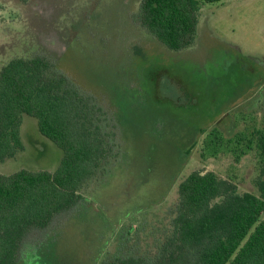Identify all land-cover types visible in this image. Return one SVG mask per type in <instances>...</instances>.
Instances as JSON below:
<instances>
[{
	"label": "rangeland",
	"instance_id": "obj_1",
	"mask_svg": "<svg viewBox=\"0 0 264 264\" xmlns=\"http://www.w3.org/2000/svg\"><path fill=\"white\" fill-rule=\"evenodd\" d=\"M141 1L0 0V67L47 56L101 106L98 116L114 125L102 130L118 142L80 203L27 233L17 264L154 254L170 229L178 183L194 170L257 194L255 146L238 161L230 152L203 157L199 130L217 125L231 136L264 126V0H197L194 42L180 50L141 26ZM20 137L23 148L0 172L57 167L62 151L35 117L22 115Z\"/></svg>",
	"mask_w": 264,
	"mask_h": 264
},
{
	"label": "trees",
	"instance_id": "obj_2",
	"mask_svg": "<svg viewBox=\"0 0 264 264\" xmlns=\"http://www.w3.org/2000/svg\"><path fill=\"white\" fill-rule=\"evenodd\" d=\"M197 22V0L141 1L139 23L172 50L194 42ZM99 113L101 106L45 55L14 57L0 67V162L23 148V114L35 117L40 133L62 151L53 171L0 172V264H17L27 233L79 204L82 189L108 171L118 142L114 131L104 134L112 125ZM199 134L203 157L230 152L238 161L255 146L257 194L239 192L213 171H191L178 183L170 229L155 253L101 264H264V126L226 136L213 125Z\"/></svg>",
	"mask_w": 264,
	"mask_h": 264
}]
</instances>
